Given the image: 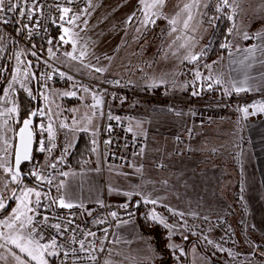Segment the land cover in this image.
I'll use <instances>...</instances> for the list:
<instances>
[{
  "label": "rangeland",
  "instance_id": "1",
  "mask_svg": "<svg viewBox=\"0 0 264 264\" xmlns=\"http://www.w3.org/2000/svg\"><path fill=\"white\" fill-rule=\"evenodd\" d=\"M191 3L193 0H167L164 15L153 17L155 23H143L139 0H94L75 24L64 27L70 33L63 31L67 49L62 62L78 77H116L146 94L206 100L264 96L260 95L264 86L257 94L233 93L227 62L236 50L264 43V0H229L227 7L220 0H198L185 28L187 13L182 9ZM210 5L214 12L208 17ZM223 9L228 19L232 17L226 52L209 61L206 57L218 18L215 14H222ZM173 18L177 20L174 25L169 23ZM193 56L197 59H191ZM73 92L74 96L64 95ZM85 95L89 93L76 79L66 78L60 87L46 92L45 99L52 118L64 112L76 120V126H68L69 132L94 136L101 122L100 104L85 105ZM26 96L34 103L33 85ZM111 105L116 111L129 113L135 129L144 132L146 140L142 156L132 168L103 167L99 147L95 146L88 158L93 167L88 168L99 172L101 178H81L90 179L93 190L98 188L100 199L112 208L124 210L136 199L142 204V219L121 226L120 241L107 257L111 264H264V196L259 178L250 168L245 129L246 124L264 116L249 119L240 111L244 104L219 109L207 126V135L177 144L173 138L182 137L188 123L186 106H174V114L169 115L158 102L121 97ZM29 114L20 119L17 109L12 113L14 133L0 132V163L13 165L16 123L20 125ZM5 137L7 154L3 150ZM16 185L0 168V198H9ZM55 193L59 198V188ZM85 195L70 194V202H84ZM17 203L13 199L8 211L0 216L7 258L4 264H35L9 241L10 236L18 234L15 228L7 227ZM153 214L160 219L152 220ZM169 244L175 247H167Z\"/></svg>",
  "mask_w": 264,
  "mask_h": 264
},
{
  "label": "built area",
  "instance_id": "2",
  "mask_svg": "<svg viewBox=\"0 0 264 264\" xmlns=\"http://www.w3.org/2000/svg\"><path fill=\"white\" fill-rule=\"evenodd\" d=\"M93 1L12 0L13 4L18 5L17 10L0 13V41L2 40L4 43L2 53H0V63L3 62L0 113L15 106L18 95L20 93L28 95L31 85L34 86V106L37 113L33 124L34 147L30 161L26 165L29 182L34 186H41L43 189H41L39 205L35 203V199L32 200L30 206L33 208V212H30V215L33 216V221L36 224V232L41 233L44 237L40 243H48L54 236L57 243L64 246L60 249V255L52 256V264H102L110 249L119 242L121 226L140 221L143 217L142 204L138 199L124 210L112 208L105 202L89 216L85 215L83 211L59 209L52 202L59 181L65 174L66 164L63 157L56 152L55 136L50 141L48 133L43 131L40 125L47 127L48 124H51L54 133L56 123L59 126L66 124L67 127L77 125L76 120L64 112H60L56 118L51 117L45 94L52 87H60L66 78L76 79L82 88L88 90L86 92L89 95H85V105L93 107L94 97L101 101L98 147L101 165L105 168H132L146 147L144 132L135 129L132 116L127 112L113 109L111 104L116 98L126 97L158 102L163 105L164 111L169 115L174 114V106H186L188 123L183 136L173 138L177 144H184L198 135H207V126L215 114L214 111L221 109L224 111L233 105L244 104V107L249 108V115H247L249 119L264 116V112H256L252 107V105L264 103V96L230 97L223 100L172 98L138 92L126 86L121 79L116 77L103 76L89 79L76 76L62 62L67 44L65 38L64 41H61L60 37L64 36L63 29L68 20L88 11ZM64 7L70 8L71 11L64 20H61L60 17L63 15L61 9ZM17 55L20 56L19 67L21 68V73L17 77L19 82L12 79L17 75L15 71ZM25 68L29 73L27 79L23 76ZM77 93L80 94L79 91ZM0 120V132L13 134L15 129L13 115H0ZM5 121H7V125H5ZM41 141L46 149L43 152L39 151ZM13 148L14 145L11 149ZM47 149H51V151ZM180 153V151H176V154ZM51 165H55V167H51ZM33 171H39L43 180L38 181L32 176ZM113 212L116 213L115 217L111 215ZM44 216L49 217V224L60 223L62 229L67 221H71V223L67 224V231L63 233V236H60L55 229L42 223ZM87 232H93L95 236L85 237ZM73 236L77 240H85L86 249L91 245L97 250L103 247L104 251L92 253L97 259L89 260L87 251L80 252L78 243H70V238ZM73 248L77 249L75 254L67 258L62 255L63 251H70Z\"/></svg>",
  "mask_w": 264,
  "mask_h": 264
},
{
  "label": "snow or ice",
  "instance_id": "3",
  "mask_svg": "<svg viewBox=\"0 0 264 264\" xmlns=\"http://www.w3.org/2000/svg\"><path fill=\"white\" fill-rule=\"evenodd\" d=\"M221 4L223 6H229V0H220ZM167 3V0H139V4L142 5V10L144 14V21L143 23H155V20L153 17L155 16H162L164 15L163 9L165 8ZM193 6H198V0H193V3L191 4H184L182 11L187 13V19L183 21L184 27H188V21H190L193 17L191 14V8ZM18 8L17 4H13L12 0H0V13H4L5 11L11 12V11H16ZM219 11V8L217 9ZM63 15H61L60 19L64 20L67 14L71 11L70 8L64 7L61 9ZM23 15V13H21ZM179 16V13L177 14ZM133 16H135V13H133ZM232 17H229L231 19ZM79 19V16H73L68 20L69 24H75V20ZM132 17H129V20H131ZM86 23V22H85ZM170 24H176L177 20L175 18L169 20ZM65 34L70 33L69 28H64L63 29ZM173 31H175V28H173ZM245 38H248L247 33H245ZM61 41H64V36L60 37ZM67 42V41H65ZM51 43V41H50ZM226 46V45H222ZM51 52V49H49ZM35 55V53H33ZM68 55H71L69 53ZM83 55V53H81ZM73 59L76 57L73 56ZM191 59L195 60L197 57L193 56ZM17 60V68H16V76H13L12 79L15 82H19L17 77L21 73V68L19 67L20 64V56H16ZM97 71H101V69H96ZM63 75V74H61ZM23 76L25 79L28 78L29 73L27 71V68L23 70ZM197 76H199V73H197ZM219 83V81H217ZM11 84L9 87L11 88ZM23 87V85H21ZM245 89L242 88H237L236 91H244ZM84 91H88L87 89H84ZM7 95V93H5ZM194 95L197 93H193ZM29 95H31V92H29ZM64 95H75V93H65ZM96 104L93 106L95 107L96 105H99L101 101L99 99H96L94 97ZM252 107L255 109L256 112H264V103L262 104H255L252 105ZM17 111V108L15 106L11 108H7L5 112L0 113V115H8L10 116L12 113H15ZM240 111L243 112L245 116L249 115V108L244 107L240 109ZM37 113L33 112L31 113L32 116H35ZM43 114V113H41ZM31 119H26L23 121V126L19 129V144L15 149V164L14 166L8 165L7 162L5 163H0V168L3 169L5 173L8 174V178L12 183H15L18 185V190H19V195H17V189L11 190V198L15 199L17 203V207L14 208L12 217H11V222L7 224L8 228H15L17 231V235L10 236L9 241L11 244L15 245L16 248L20 250L21 253H24L26 257L28 258L29 261H34L35 264H49L48 257L51 256H57L60 255V249H62L64 246L61 244L57 243L56 237H51L50 242L48 243H40V240L44 239L43 235L39 232H36V224L33 221V216L29 215L30 212H33V208L30 206L32 204L31 197H35V203L39 205L40 203V198H41V193L39 191H36L34 188H19V184L21 181V173H20V164L22 161L29 160L30 157V151H31V145H32V138H33V133L31 131ZM5 125H7V121H5ZM41 129L43 131H46L48 133L49 140H53L55 133L52 128L51 124H48L47 127L44 125H40ZM61 127H67L66 124H61ZM4 152L7 154L8 152V140L5 137L4 139ZM45 147L43 142H40V147L39 151L43 152L45 151ZM48 151H51V149H47ZM51 167H55V165H51ZM32 176H34L38 181L43 180V177L39 173V171H33L31 173ZM66 175V174H65ZM51 183V181H49ZM4 187L7 189V184L5 183ZM8 197L0 198V209H5L6 204L4 203V199H7ZM53 203H58V206L61 208H68L71 209L73 207V204L71 203H66L63 198H59L57 200H53ZM152 203H156V201H151ZM113 217L116 216V213L113 212L111 214ZM182 215V214H181ZM152 220H159L160 218L156 216L155 214L152 215ZM49 217L44 216L42 223L47 225L48 227L55 229L57 234L60 236H63V233L67 231V224H70L71 221H67L65 224V227L62 229V226L60 223H54V224H49ZM163 223V221H161ZM165 227H168V225L165 224ZM25 232L27 233L25 235ZM35 233V235H34ZM2 235V233H0ZM87 236H95V233L93 232H87L85 233V237ZM187 237H185L186 239ZM206 239V238H205ZM70 243L79 244V250L80 252H85L87 251L89 253L88 259L95 261L97 257L95 255H92V253L96 251L103 252L104 248L101 247L100 249H96L95 247H92L89 245V248H85V240L80 239L77 240L75 236L70 238ZM209 244H212L213 242L211 240H208ZM0 247H3V245H0ZM167 247H175L174 245H167ZM222 250V249H221ZM77 252V249H70V251H63L62 255L67 258L72 254H75ZM181 254L183 255V251L181 250ZM15 255V254H13ZM231 255V253H229ZM264 256V254H262ZM18 261L21 260L19 256L15 257ZM21 264H24L23 261H21ZM104 264H111L110 259H106L104 261Z\"/></svg>",
  "mask_w": 264,
  "mask_h": 264
},
{
  "label": "crops",
  "instance_id": "4",
  "mask_svg": "<svg viewBox=\"0 0 264 264\" xmlns=\"http://www.w3.org/2000/svg\"><path fill=\"white\" fill-rule=\"evenodd\" d=\"M233 53L235 54V56L227 61L229 65L228 68L230 70L229 76L231 79V85L229 86L230 89L233 91V93L240 95L257 94L261 92L262 90H260V87L263 88L264 86V43L262 42L259 45L243 47ZM237 88H242L245 90L237 92ZM260 95H264V92L260 93ZM69 127L61 128V126H59L57 123L55 124V148L57 154L63 157V159L66 161L65 164H67V159L73 148L75 147L79 135L81 133H85L81 131L75 133L69 132ZM245 129L249 142L248 152L250 157V168L255 178H259L260 187L262 189L261 193L264 196V117L261 120L246 124ZM85 134L90 137L92 150L94 152L95 146L99 145L98 133H95L96 135L94 136L89 132H86ZM88 166L93 167L90 159L83 161L82 167H80V169H75L72 167L70 168L68 167V165L66 166V175L64 174L62 179L59 181L56 190L59 188V198L64 199V196L67 195L68 198L66 199L65 197L64 200L66 203L73 204V207L71 209L61 208L58 206V203H54L57 208L64 210L83 211L85 215L89 216L92 215L103 203L106 202L104 199H100V192L98 188L96 190H93L95 185L93 182H91L90 179H81L101 178L99 172L96 173V171L89 169ZM22 185H24V187L26 188H34L36 191L42 193V190L37 186L28 185L24 182L23 184H21V186ZM78 192H83L86 194L84 196L85 201L70 202V200L72 199L69 195ZM55 196L56 193L53 195V200L58 201L59 198H56ZM95 204L97 205L95 207H92ZM1 231L3 232L2 228L0 230V233H2ZM2 238V235H0V245H3ZM118 243L116 245H118ZM114 247H112L110 251ZM109 252L105 260L109 256ZM5 253L6 252L5 250H3V247H0V264H4L5 260L7 259ZM48 261L52 264V256L48 257ZM104 261L102 264H104ZM7 262L10 263L9 260H7Z\"/></svg>",
  "mask_w": 264,
  "mask_h": 264
},
{
  "label": "trees",
  "instance_id": "5",
  "mask_svg": "<svg viewBox=\"0 0 264 264\" xmlns=\"http://www.w3.org/2000/svg\"><path fill=\"white\" fill-rule=\"evenodd\" d=\"M213 12H214L213 6H211L206 16L208 17L212 16ZM215 15L218 16V18L214 23L211 38L208 43V51H207V57H206L209 61L214 59L218 55L226 52L224 51L226 49L225 46H222V45H226L230 37V20L227 17L228 15L226 13V10L223 9L222 14L216 13ZM3 46H4V43L1 40L0 41V53H2ZM2 66H3V62L0 63V91H1V86H2V79H1ZM33 107H34V103L31 102L25 94L20 93L18 95L17 109H18V115L20 119L23 118L25 115H27L29 112H31ZM18 127H19V122L16 123V128ZM91 151H92V145H91L90 137L85 133H81L78 137L75 147L73 148L72 152L70 153L67 159L66 166L68 165L76 169L82 167L83 161L90 158ZM22 171L24 173H27V165L22 166ZM24 183L28 185H33L32 183L27 182V181H24ZM12 200L9 203L10 205L12 204ZM7 211L8 209L6 210L2 209L0 211V216L4 215Z\"/></svg>",
  "mask_w": 264,
  "mask_h": 264
},
{
  "label": "water",
  "instance_id": "6",
  "mask_svg": "<svg viewBox=\"0 0 264 264\" xmlns=\"http://www.w3.org/2000/svg\"><path fill=\"white\" fill-rule=\"evenodd\" d=\"M33 112L36 113L35 106H34L33 109L31 110V112H30L28 118H26V119H31V121H32L30 128H31V131H32V133H33V138H32V145H31L30 157L32 156L33 147H34V132H33V124H34V121H35V116H32V115H31V113H33ZM26 119H25V120H26ZM23 121H24V120H23ZM23 121L20 123L19 127L17 128L16 135H15V144H14V153H13V165H12V166H14V164H15V149H16V147H17L18 144H19V135H18V133H19V129L23 126ZM29 161H30V159H29V160H26V161H22L21 164H20L21 181H20L19 187H20V185H21L24 181H27V182L30 181V180H29V176H28V174H27V173H24V172L22 171V166L28 164ZM37 187H39L40 189H43L41 186H37ZM14 189H17V190H18V185H16V186L14 187ZM11 200H12V198H11V195H10L9 198H8V199L6 200V202H5V204H6V208H5L4 210L8 209V207H9V203H10Z\"/></svg>",
  "mask_w": 264,
  "mask_h": 264
}]
</instances>
